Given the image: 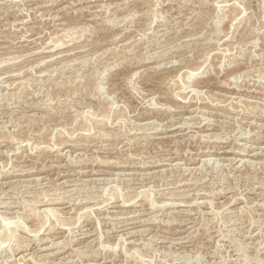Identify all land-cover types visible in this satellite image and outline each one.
I'll return each mask as SVG.
<instances>
[{
  "label": "rangeland",
  "instance_id": "obj_1",
  "mask_svg": "<svg viewBox=\"0 0 264 264\" xmlns=\"http://www.w3.org/2000/svg\"><path fill=\"white\" fill-rule=\"evenodd\" d=\"M0 111V264H264V0H0Z\"/></svg>",
  "mask_w": 264,
  "mask_h": 264
},
{
  "label": "bare ground",
  "instance_id": "obj_2",
  "mask_svg": "<svg viewBox=\"0 0 264 264\" xmlns=\"http://www.w3.org/2000/svg\"><path fill=\"white\" fill-rule=\"evenodd\" d=\"M44 1V0H43ZM64 1V0H63ZM172 2V1H171ZM64 7V6H63ZM88 9V8H87ZM83 10V9H82ZM105 10V9H104ZM192 10V9H191ZM89 11V10H88ZM193 12V11H192ZM6 13V12H5ZM191 13V12H190ZM6 18V17H5ZM47 19V18H46ZM125 19V18H124ZM21 21V20H20ZM24 21V20H23ZM2 25V24H1ZM14 27V26H13ZM12 27V28H13ZM30 28V27H29ZM127 29V28H126ZM69 30V29H68ZM125 30V29H124ZM70 32V31H69ZM37 33V32H36ZM66 33V32H65ZM71 33V32H70ZM161 34V33H160ZM24 35V34H23ZM160 37V36H159ZM192 37V36H191ZM198 38V37H197ZM58 42V41H57ZM59 42H61V41H59ZM51 43V42H50ZM56 43V42H55ZM61 44V43H60ZM59 45V44H58ZM56 46V45H55ZM168 46V45H167ZM186 46V45H185ZM59 47V46H58ZM3 48V47H2ZM160 49V48H159ZM158 50V49H157ZM206 50V49H205ZM49 51V50H48ZM144 51V50H143ZM191 52V51H190ZM209 52V51H208ZM27 54V53H26ZM130 54V53H129ZM184 55V54H183ZM3 58V57H2ZM18 60V59H17ZM169 60H171V59H169ZM176 60V59H175ZM173 62V61H172ZM5 63V62H4ZM42 64V63H41ZM62 64H64V63H62ZM105 65V64H104ZM54 67V66H53ZM67 67V66H66ZM201 69H202V67L201 66H199ZM197 68V69H192V71H188L189 73L187 74V77H192V76H196V75H199V73H200V68ZM54 69V68H53ZM86 69V68H85ZM52 70V69H51ZM79 70V69H78ZM43 71V70H42ZM53 73V72H52ZM202 73V72H201ZM44 74V73H43ZM77 74V73H76ZM4 76H5V74H4ZM85 77V76H84ZM180 77V76H179ZM96 78V77H95ZM91 79V78H90ZM77 80V79H76ZM24 81V80H23ZM47 81V80H46ZM186 81V83H188V79H186L185 80ZM9 82V81H8ZM15 82V81H14ZM182 82V81H181ZM2 83V82H1ZM20 83V82H19ZM7 84V83H6ZM10 84V83H9ZM194 84V83H193ZM50 85V84H49ZM10 86V85H9ZM193 86V85H192ZM229 89V88H228ZM15 92V91H14ZM189 92V91H188ZM191 92V91H190ZM189 95V94H188ZM196 96V95H195ZM184 97V96H183ZM177 98V97H176ZM186 98V97H185ZM11 100V99H10ZM201 100H202V98H201ZM12 103V102H11ZM18 104V103H17ZM24 105V104H23ZM1 112V111H0ZM14 114V113H13ZM211 114V113H210ZM193 116V115H192ZM226 116V115H225ZM262 116V115H261ZM1 117V116H0ZM193 119V118H192ZM7 120V119H6ZM205 120V119H204ZM2 121V120H1ZM8 121V120H7ZM10 121V120H9ZM97 121V120H96ZM183 121H185V120H183ZM247 122V121H246ZM3 123V122H2ZM96 123V122H95ZM213 123V122H212ZM1 124V123H0ZM59 124V123H58ZM153 124V123H152ZM156 124V123H155ZM215 124V123H214ZM7 125V124H6ZM13 125V124H12ZM56 125V124H55ZM102 125V124H101ZM172 125V124H171ZM172 126H174V125H172ZM175 126H177V125H175ZM237 126V125H236ZM256 126V125H255ZM56 127V126H55ZM170 127V126H169ZM50 128V127H49ZM48 128V129H49ZM63 128V127H62ZM174 128V127H173ZM53 129H55V128H53ZM8 130V129H7ZM69 130V129H68ZM162 130V129H161ZM161 130H160V132H161ZM167 130V128L165 129V131ZM146 131V130H145ZM153 131V130H152ZM168 131V130H167ZM101 132V131H100ZM164 132V131H163ZM83 133V132H82ZM105 133H107V132H105ZM252 133V132H251ZM5 134V133H4ZM79 134V133H78ZM99 134V133H98ZM74 136V135H73ZM82 136V135H81ZM88 136V135H87ZM12 137V136H11ZM242 137V136H241ZM9 138V137H8ZM71 138V137H70ZM86 139V138H85ZM227 139V138H226ZM18 140V139H17ZM38 140V139H37ZM76 140H81V141H84V140H82V139H79V138H77V139H67V141L66 142H71V144H74L75 145V141ZM77 141V143H79ZM102 141V140H101ZM209 141V140H208ZM66 142H63V143H66ZM42 143V142H41ZM45 143V142H44ZM77 143H76V145H77ZM121 143V142H120ZM27 144V143H26ZM58 144V143H57ZM19 145V144H18ZM85 145V144H84ZM113 145V144H112ZM58 146V145H57ZM61 146V145H60ZM80 146V145H79ZM51 147V146H50ZM12 148V147H11ZM20 149V148H19ZM262 149V148H261ZM9 150V149H8ZM32 150V149H31ZM48 150V149H47ZM96 152V151H95ZM98 152V151H97ZM227 152V151H226ZM5 153H6V151H5ZM225 153V152H224ZM261 154V153H260ZM129 156V155H128ZM135 156V155H134ZM94 157H96V156H94ZM54 158V157H53ZM101 159V158H100ZM205 159V158H204ZM211 159V158H210ZM49 160V159H48ZM99 160V159H98ZM116 160V159H115ZM203 160V159H202ZM221 160V159H220ZM237 160V159H236ZM65 161V160H64ZM110 161V160H109ZM112 161V160H111ZM211 161V160H210ZM242 161V160H241ZM3 162V161H2ZM117 162V161H116ZM136 162V161H135ZM153 162V161H152ZM160 162V161H159ZM162 162V161H161ZM216 162V161H215ZM218 163V162H217ZM228 163V162H227ZM93 165V164H92ZM124 166H125V164H124ZM135 166V165H134ZM150 166V165H149ZM152 166V165H151ZM50 167V166H49ZM148 167V166H147ZM157 167V166H156ZM217 167V166H216ZM57 168V167H56ZM131 168V167H130ZM171 168V167H170ZM45 169H46V167H45ZM6 171V170H5ZM76 171V170H75ZM93 171V170H92ZM91 171V172H92ZM181 171V170H180ZM250 171V170H249ZM30 172H32V169L30 168H28V169H26L25 167H16V168H13L11 171H8V172H0V175L2 176V179H4V178H9V176H25V175H27L28 173H30ZM33 173V172H32ZM159 173V172H158ZM64 174V173H63ZM118 174V173H117ZM147 174V173H146ZM153 174V173H152ZM163 174V173H162ZM187 174V173H186ZM129 175V174H128ZM143 175V174H142ZM134 176V175H133ZM158 176V175H157ZM170 176V175H169ZM146 179V178H145ZM3 182V181H2ZM68 182V181H67ZM81 182V181H80ZM136 182V181H135ZM9 183V182H8ZM170 183V182H169ZM182 183V182H181ZM4 184V183H3ZM158 184V183H157ZM7 185V184H6ZM31 185V184H30ZM52 185V184H51ZM162 185V184H161ZM8 186V185H7ZM40 186V185H39ZM137 187V186H136ZM143 187V186H142ZM190 187V186H189ZM52 188V187H51ZM23 189V188H22ZM26 189V188H25ZM44 189V188H43ZM102 189V188H101ZM145 189V188H144ZM33 190V189H32ZM178 191V190H177ZM202 191V190H201ZM21 192V191H20ZM29 192V191H28ZM42 192V191H41ZM59 192V191H58ZM173 192V191H172ZM228 192V191H227ZM130 193V192H129ZM133 193V192H132ZM135 193V192H134ZM196 193V192H195ZM199 193V192H198ZM215 193V192H214ZM221 193V192H220ZM170 194V193H169ZM25 195V194H24ZM168 195V194H167ZM3 196V195H2ZM36 196V195H35ZM7 197V196H6ZM16 197V196H15ZM124 197V196H123ZM144 197H146V196H144ZM163 197H164V195H163ZM169 197V196H168ZM196 197V196H195ZM127 198V197H126ZM148 198V197H147ZM173 198V197H172ZM257 198V197H256ZM132 199V198H131ZM130 199V200H131ZM56 200V199H55ZM59 200V199H58ZM128 200V199H127ZM137 200V199H136ZM144 200V199H143ZM3 201V200H2ZM10 201V200H9ZM52 201V200H51ZM57 201V200H56ZM148 201V200H147ZM174 201V200H173ZM191 201V200H190ZM154 202V201H153ZM165 202V201H164ZM171 202V201H170ZM192 202V201H191ZM12 203V202H11ZM28 203V202H27ZM31 203V202H30ZM124 203V202H123ZM122 203V204H123ZM173 203V202H172ZM33 204V203H32ZM40 204V203H39ZM174 204V203H173ZM3 205V204H2ZM5 205V204H4ZM11 205H13V204H11ZM84 206V205H83ZM143 206H145V204L143 203V201L141 202V204L138 206L139 207V210H138V215L137 216H140L141 214H146V213H141L142 211H144V210H147V211H151L152 209H154V207L152 208V207H150V208H146L145 209V207H143ZM147 206V205H146ZM24 207V206H23ZM148 207V206H147ZM71 208H72V206H71ZM92 208V207H91ZM203 208V207H202ZM28 209V208H27ZM30 209V208H29ZM48 210V209H47ZM46 210V211H47ZM54 210V209H53ZM71 210V209H70ZM82 210V209H81ZM17 211V210H16ZM30 211H32V210H30ZM36 211V210H35ZM38 211H40V210H38ZM64 211V210H63ZM20 212V211H19ZM48 212H52V211H49L48 210ZM146 212V211H145ZM154 212V211H153ZM152 212V213H153ZM17 213V212H16ZM47 213V212H46ZM45 213V214H46ZM54 213V212H53ZM58 213V215H59V212H57ZM215 213V212H214ZM29 214V213H28ZM148 214V213H147ZM27 215V214H26ZM30 215V214H29ZM34 215V214H33ZM53 215H55V213L53 214ZM157 215V214H156ZM31 216V215H30ZM108 216V215H107ZM27 217H29V216H27ZM56 217V216H55ZM166 217V216H165ZM232 217V216H231ZM62 218V217H61ZM6 219V218H5ZM27 219V218H26ZM58 219V218H57ZM160 219V218H159ZM144 221H146V220H144ZM187 221V220H186ZM65 222V221H64ZM98 222V221H97ZM135 222V221H134ZM150 222V221H149ZM144 223H146V222H144ZM148 223V222H147ZM172 223V222H171ZM230 223V222H229ZM100 225V224H99ZM119 225V224H118ZM117 225V226H118ZM65 226V225H64ZM95 226V225H94ZM120 226V225H119ZM197 226V225H196ZM50 227V226H49ZM61 227V226H60ZM170 227V226H169ZM21 228V227H20ZM52 228V227H51ZM50 228V229H51ZM130 228V227H129ZM13 229V228H12ZM15 229V228H14ZM50 229H48V230H46L45 232L46 233H51L50 231ZM86 229V228H85ZM135 229V228H134ZM137 229H138V227H137ZM145 229V228H144ZM103 230H105V229H103ZM113 230V229H112ZM132 230V229H131ZM150 230V229H149ZM195 230V229H194ZM11 231V230H10ZM57 231V230H56ZM135 231V230H134ZM177 231V230H176ZM5 232V231H4ZM3 232V233H4ZM14 232V231H13ZM86 232V231H85ZM84 232V233H85ZM91 232V231H90ZM80 233V232H79ZM5 234V233H4ZM14 234H17L16 233V231L14 232ZM36 234V233H35ZM90 234V233H89ZM128 234V233H127ZM126 234V235H127ZM132 234V233H131ZM146 234V233H145ZM162 234V233H161ZM33 235V234H32ZM37 235V234H36ZM68 235H69V233H68ZM190 235V234H189ZM164 236V235H163ZM162 236V237H163ZM0 237H1V235H0ZM14 237V236H13ZM106 237V236H105ZM124 237V236H123ZM7 238H8V235L6 234L5 235V240H7ZM115 238V237H114ZM2 239V238H1ZM3 239V242L5 241ZM15 239V238H14ZM48 239V238H47ZM52 239V238H51ZM140 240V239H139ZM37 241H39V243H41V245L39 246V247H41L42 245H44V244H46V243H44L45 242V240L42 238V239H39V237H38V240ZM121 241V240H120ZM2 242V243H3ZM51 242V241H50ZM61 242V241H60ZM67 242V241H66ZM53 243V242H52ZM14 245V244H13ZM38 245V244H37ZM47 245V244H46ZM53 245V244H52ZM186 245V244H185ZM25 246V245H24ZM50 246V245H49ZM44 247V246H43ZM39 248L38 249V251H39V253H43V252H46V251H49V248L47 247V246H45V248ZM1 248V247H0ZM76 249V248H75ZM131 249V248H130ZM11 250V249H10ZM105 250V249H104ZM93 251V250H92ZM4 253H5V251H3ZM33 252V251H32ZM49 253V252H48ZM53 254V253H52ZM52 254H44L43 256L45 257V258H47V257H50V256H52ZM42 255V254H41ZM12 256V255H11ZM34 256V255H33ZM15 257V256H14ZM20 257V256H19ZM105 257V256H104ZM24 258V257H23ZM8 259V258H7ZM21 259V258H20ZM4 260V259H3ZM11 260V259H10ZM37 260V259H36ZM107 260H109V259H107ZM17 261V260H16ZM65 261V260H64ZM2 262V261H1ZM12 262V261H11ZM51 262V261H50ZM35 263V262H34ZM63 263V262H62ZM65 263V262H64ZM111 263V262H110ZM100 264V263H99Z\"/></svg>",
  "mask_w": 264,
  "mask_h": 264
}]
</instances>
